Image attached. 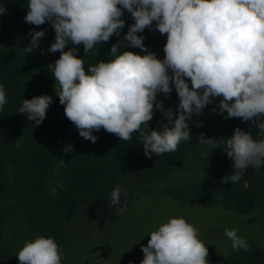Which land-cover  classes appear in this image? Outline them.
<instances>
[{"label": "clouds", "instance_id": "obj_1", "mask_svg": "<svg viewBox=\"0 0 264 264\" xmlns=\"http://www.w3.org/2000/svg\"><path fill=\"white\" fill-rule=\"evenodd\" d=\"M125 11L134 22L122 41L111 46V58L86 68L78 48L69 43L82 44L86 57L113 35L120 36ZM6 13L5 6L0 7V16ZM24 20L37 27L47 22L54 30L48 51L60 53L50 65L59 103L79 135L93 144L98 139L93 132L103 129L123 141L136 134L146 157L174 153L192 138L189 121L215 98L220 99L213 112L250 121L264 133V0H28ZM146 28L167 35L163 59L138 35ZM44 36V30L31 31L24 54L38 49ZM129 46L145 54L121 51ZM173 86L178 104L165 110L157 96H170ZM7 103L0 84V110ZM51 103L49 95L23 99L18 112L39 126ZM154 111L167 119L162 130L149 127ZM196 139L210 151L222 147L232 161L234 171L222 178L224 184L239 182L249 167H264V138L240 127L230 137L217 140L200 133ZM20 146L18 139L15 147ZM70 150L71 145L63 149ZM122 193L126 201L127 191L115 185L110 193L113 206L121 205ZM126 210V203L118 209L121 215ZM147 236L139 264H209L199 230L183 216L169 217ZM225 236L234 251L249 250L238 229H226ZM16 257L19 264H62L66 258L55 237L44 235L26 240Z\"/></svg>", "mask_w": 264, "mask_h": 264}, {"label": "trees", "instance_id": "obj_2", "mask_svg": "<svg viewBox=\"0 0 264 264\" xmlns=\"http://www.w3.org/2000/svg\"><path fill=\"white\" fill-rule=\"evenodd\" d=\"M27 5L28 0H0V7L7 9V13L0 16V84L4 85L8 100L0 110V264H19L16 257L19 249L26 240L38 235L55 237L66 257L64 264L71 247L77 243L76 237L72 236L75 226L85 218L101 227L111 226L119 220V207L124 203L129 207L144 194L152 192V184L167 180L174 170L183 167L190 152L203 146L197 142L196 136L204 133L206 137L205 115L216 107L220 98L206 106L201 115L193 116L192 122L189 121L191 140L182 142L174 153L146 157L136 134L131 140L123 141L103 129L93 132L98 137L93 144L79 135L59 103L50 65L60 53L46 52L43 37L38 49L24 54L23 48L30 42L31 31L24 28L14 34L15 28L25 23L22 20ZM122 18L126 23L120 36L113 35L86 57L82 44L74 46L69 43L68 47L78 48L77 55L83 57L86 68L89 64L111 58V46L122 41L128 26L134 22L126 11ZM53 33L55 38L54 30ZM138 35L145 37L143 43L149 51L159 59L164 58L166 34L146 28ZM124 50L145 54L130 46L121 49ZM38 95L51 96L52 103L46 119L36 126L18 109L23 99ZM157 100L163 102L165 110L175 109L178 97L174 86L170 96L161 93ZM229 119L232 125L225 138L230 137L236 127L250 132L254 138H264V133H259L250 121ZM166 123L164 113L154 111L149 127L162 130ZM18 139L19 148L15 147ZM68 145L72 150L63 151ZM233 171L232 161L220 147L204 179L185 185L174 184L165 193L179 202H191L206 209L222 207L248 215L261 209L264 214V167L259 171L249 167L239 182L222 183V178ZM117 184L127 191L128 196L125 201L122 193L121 205L113 206L110 193ZM247 243L249 250L232 252L226 264H264V249L254 242ZM205 245L209 264H217L216 248L208 243ZM143 255L131 264H139Z\"/></svg>", "mask_w": 264, "mask_h": 264}, {"label": "rangeland", "instance_id": "obj_3", "mask_svg": "<svg viewBox=\"0 0 264 264\" xmlns=\"http://www.w3.org/2000/svg\"><path fill=\"white\" fill-rule=\"evenodd\" d=\"M24 28L45 31L44 48L47 52L54 40L50 25L46 22L37 27L21 23L14 34L17 35ZM224 116L226 113L222 115L218 111L205 115L203 124L206 138H225L232 121ZM219 148L210 151L209 146L203 144L190 152L183 167L174 170L167 180L152 184V192L144 194L135 204L127 207L122 215L119 213V220L111 226L101 227L85 218L75 226L72 236L76 237L77 243L71 247L64 264H131L135 258L143 255L141 246L150 239L147 236L149 232L171 216H183L199 230V239L216 248L217 264H226L228 256L234 252L231 241L225 236L226 229H238V235L264 249V214L261 209H256L250 215L222 207L206 209L191 202H179L165 193L174 184L185 185L204 179ZM105 250H108L107 253Z\"/></svg>", "mask_w": 264, "mask_h": 264}]
</instances>
